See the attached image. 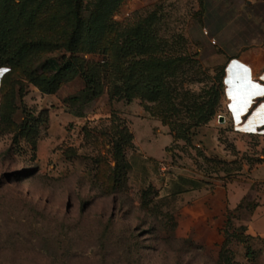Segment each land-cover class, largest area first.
<instances>
[{"label":"rangeland","instance_id":"obj_1","mask_svg":"<svg viewBox=\"0 0 264 264\" xmlns=\"http://www.w3.org/2000/svg\"><path fill=\"white\" fill-rule=\"evenodd\" d=\"M29 1L16 0L38 9V44L0 67V264H264V235L249 231L264 195V133L237 131L226 96L232 60L264 47V0ZM92 21L104 23L96 36L84 29ZM74 35L108 48L80 50L85 66L119 64L84 102L73 99L87 87L80 73L55 80L43 66ZM112 86L121 94L110 97ZM135 132L160 137L146 149L160 177L140 189ZM117 141L125 172L115 170ZM184 181L241 194L225 235L182 233L185 200L172 189Z\"/></svg>","mask_w":264,"mask_h":264},{"label":"crops","instance_id":"obj_2","mask_svg":"<svg viewBox=\"0 0 264 264\" xmlns=\"http://www.w3.org/2000/svg\"><path fill=\"white\" fill-rule=\"evenodd\" d=\"M228 69L229 74L226 79V87L228 88L227 106L230 104L233 112L236 113L234 124L243 132L259 133L261 129H264V47L244 51L232 60ZM241 77L245 80L239 85V92L235 93L233 84H235V79ZM248 109V114L251 117L246 121L242 115ZM253 124L255 127L252 129L250 125ZM135 134L138 149L132 154L130 168L137 176L138 188L140 189L149 184L152 179L154 184L158 180L159 175L154 173L149 159L157 158V155H148L146 149H149V145L153 143L150 141L152 136L154 141L160 137H156L154 133L151 136L143 137L136 132ZM171 189L172 186H169L168 191L170 192ZM177 190L172 189L173 192H178L180 197L185 200L181 210L184 222H180V225L186 227V230L182 232L185 236L190 235L193 227L198 229L196 231L198 237L209 236V242L213 240L211 237L217 238L220 233L222 235L226 234L230 210L236 205L234 198L238 196L237 199L240 202L242 199L241 194L234 197L229 188L219 185L214 188L204 186L195 189L187 185L185 181L181 183V186H178ZM249 231L254 235H264V195L258 210L254 213L252 222H250Z\"/></svg>","mask_w":264,"mask_h":264},{"label":"trees","instance_id":"obj_3","mask_svg":"<svg viewBox=\"0 0 264 264\" xmlns=\"http://www.w3.org/2000/svg\"><path fill=\"white\" fill-rule=\"evenodd\" d=\"M33 0H30L31 2ZM27 2V1H26ZM1 3V0H0ZM4 4H6L4 6ZM21 4H25L24 1ZM19 3L16 0H4L2 5L0 4V67L17 65L25 60L27 54L31 52L37 46V40L33 29L35 28V18L37 17L38 9H31V11L26 12L24 7H19ZM108 10L100 11L98 18L100 21L105 22L109 14ZM77 16L79 12L76 11ZM29 15L28 20L25 18L26 15ZM22 21L28 24L31 28V31L28 33L23 32L22 30ZM76 33L80 31L83 25L80 23L79 26H76ZM104 23L96 24L93 21L88 23L84 29L88 35L96 36L101 33ZM30 33H33L30 34ZM36 40V41H35ZM127 44V40H126ZM142 46L144 44H141ZM139 44V47L141 46ZM65 53L60 56L46 58L43 66L45 68L51 69L55 72L54 79L56 80L59 77L64 76L66 73H71L77 71L81 76L86 79L87 87L83 91V95L76 96L73 99H79L81 102H84L86 99H91L95 95H98L102 92L103 83L100 80L103 77V73L107 75L109 68L111 67L112 71L119 67V64H115V60L112 58L108 59L104 64L100 62H92L93 65L85 66L86 59H80L77 57V53L80 50L87 49L89 53H101L104 49H108L103 45L99 39L95 40H80L78 35H74L69 38V41L65 44ZM130 49V48H129ZM67 52H71V56H68ZM141 61H131L126 70H128L129 77H132L135 73V66L140 64ZM143 71H147L146 68H142ZM101 77V78H100ZM56 87V86H55ZM159 87V84L157 85ZM44 92L52 93L55 88L42 87ZM110 97L121 94L120 90L116 86H112L108 89ZM126 97L129 100L133 99V94L128 91L126 92ZM81 97V98H80ZM117 167L115 170L120 172H125L128 167V163L125 160L123 155V147L121 146L120 141L116 142V153ZM150 187V186H149ZM123 187L121 186L120 189Z\"/></svg>","mask_w":264,"mask_h":264},{"label":"built area","instance_id":"obj_4","mask_svg":"<svg viewBox=\"0 0 264 264\" xmlns=\"http://www.w3.org/2000/svg\"><path fill=\"white\" fill-rule=\"evenodd\" d=\"M226 91H228V88H227V87H226ZM226 95H227V94H226ZM227 108H228V111H229V113H230V115H231V117H232V120H233V122H234V120H236V113L233 112L232 108L230 107V104H228ZM248 111H249V109L247 110V112H246L245 114L242 115V116H243V119H245L246 121L251 117V116L248 114ZM234 125H235V124H234ZM235 129H236L237 131H241V130L238 129L237 125H235ZM261 130H262V132L264 133V129H261ZM242 132H243V131H242ZM161 169L164 171V170L167 169V166H166L165 164L161 163Z\"/></svg>","mask_w":264,"mask_h":264},{"label":"water","instance_id":"obj_5","mask_svg":"<svg viewBox=\"0 0 264 264\" xmlns=\"http://www.w3.org/2000/svg\"><path fill=\"white\" fill-rule=\"evenodd\" d=\"M228 71H229V69H227L226 79H227V76H228V74H229ZM244 80H245V79H244L243 77L235 79V84H233V89L235 90V91H234L235 93H238V92H239V91H238V87H239V85H240ZM226 84H227V81H226ZM226 94L228 95V91H226Z\"/></svg>","mask_w":264,"mask_h":264}]
</instances>
